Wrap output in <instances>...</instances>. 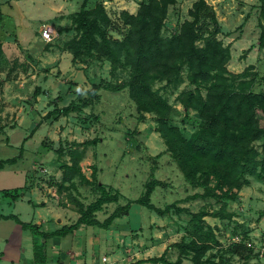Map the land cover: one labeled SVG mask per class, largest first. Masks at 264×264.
Segmentation results:
<instances>
[{"label": "rangeland", "instance_id": "374dc122", "mask_svg": "<svg viewBox=\"0 0 264 264\" xmlns=\"http://www.w3.org/2000/svg\"><path fill=\"white\" fill-rule=\"evenodd\" d=\"M194 1L177 0L175 5L170 6L162 30L164 36L175 34L184 21L191 19L189 9ZM206 1L215 9L222 26L219 38L225 45L232 47L228 69L234 73L244 72L241 80H245L247 89L264 91V47L259 44L264 29V1ZM108 11L110 22L100 23L98 33L104 31L107 36L123 39L128 26L123 24L117 11L112 8H108ZM37 22L29 24L31 35H41L42 29L48 27L43 26L37 31L39 21ZM8 23L10 25V21ZM52 31L53 41H39L35 48H22L25 44L20 41L23 37L20 33H14L11 39L17 45L7 48V51L0 47V162L19 157L17 163H7L0 170V195L4 191L13 192L29 184L30 187H38L35 193L44 199L43 189L59 186L62 180L61 165L70 163L71 143L101 137L98 145L86 149L82 160L83 170L92 177L93 166H96L99 181L115 188L122 196L119 203H111L99 211V219L104 220L118 204L140 197L144 192V184L151 178L153 167H156L154 177L165 183L158 186L151 197L158 207L165 208L176 203L192 212L210 213L222 207L223 202L214 198H188L195 192H203V188H193L185 181L171 157L165 139L158 131L163 123H167L178 126L188 138L202 123L198 111L186 108L181 103L182 93L195 89L188 82L187 69H184L182 82L178 86L168 84L164 79H157L152 84L153 90L162 95L171 108L163 120L155 112L139 113L135 101L129 95L128 87L118 92L101 90V102L86 108L82 113L48 116L55 107L61 108L70 101L87 98V90L94 83L104 80L112 84H125L130 80L128 67L120 66L111 73L110 61L100 58L97 50H93L92 55L82 51L71 65L68 62L67 67L63 64L62 70L60 63L67 58L58 59V55L64 56L65 52L73 50L78 45L81 32L75 25L68 30ZM98 33L95 36L100 40ZM41 62L43 65H40ZM83 73L89 75L91 79L86 77L89 82ZM38 88L40 92L38 96H34ZM201 92L206 95V90L202 89ZM95 115H99V118ZM262 142L260 139L254 143L258 150H261ZM158 154L162 156L156 158ZM244 179L245 183L238 191L240 198L227 201L224 206L226 213L230 215L225 219L207 215L196 224L191 222V216L186 212L178 213L172 209L162 216L145 207L134 206L129 219L131 222L125 218L120 220L125 234L121 236L112 232L118 238L113 241L119 242V258L114 264H134L140 259L160 256L165 251L169 260L181 258L184 264H191V254L180 253L174 243L190 241L197 225L203 226V231L206 230V225L211 227L218 241L212 244L204 256L208 259L207 264H264V166L245 174ZM70 191L73 193V190L66 189L60 193L58 202L52 203L58 206L66 204ZM80 192L84 203H90L98 196L95 189L86 184L80 185ZM2 197L0 196L1 203L9 201ZM69 203L76 211L70 200ZM26 205L27 202H21L19 209L24 210L23 219L31 221L32 215L26 212ZM29 209L31 211L32 206ZM12 210L13 207L8 205L0 208V212ZM14 224V221L0 222V238H3L0 242V254L7 242L6 238L15 233L11 226ZM50 227L44 225L43 228ZM19 229L22 230L20 227ZM93 229L96 231L100 228ZM235 244H244L252 252H245L243 255L236 253ZM23 247L29 248L26 239ZM104 252L110 256L115 255L108 248ZM104 252L100 251V258Z\"/></svg>", "mask_w": 264, "mask_h": 264}, {"label": "trees", "instance_id": "16d2710c", "mask_svg": "<svg viewBox=\"0 0 264 264\" xmlns=\"http://www.w3.org/2000/svg\"><path fill=\"white\" fill-rule=\"evenodd\" d=\"M176 3L177 0H144L136 14L122 11L120 18L123 24L128 26V30L123 39H115L107 36L104 31L98 33L100 23L110 22L103 2L99 1L93 10H88L85 0L80 11L73 16V24L81 32L78 45L70 51L74 54L73 61H76L82 51L92 55V51L97 50L100 58L110 61L111 73L120 66L128 67L130 80L125 84H112L104 80L94 83L87 90V98L70 101L61 108L55 107L48 116L82 113L85 108L101 102V90L118 92L128 87L129 95L135 101L139 113L155 112L163 120L171 108L168 101L153 90L152 84L157 79H164L168 84L178 86L182 82L184 69H187L188 82L194 85L195 89L183 92L181 103L186 108L198 111L202 123L188 138L178 126L167 123H163L158 131L165 139L171 157L181 170L185 181L193 188H203V192H195L188 198H214L223 202V206L211 213L192 212L189 208L177 206L176 203L165 208L158 207L151 197L155 189L165 183L154 177L156 167H153L151 178L144 184V192L140 197L128 199L124 205H118L103 221L99 220L97 213L107 204L118 203L121 193L98 181L96 166L92 169V179L87 178L82 171L81 161L86 149L98 145L101 141V137H95L83 142L73 141L69 151L70 163L61 165L63 175L59 191L63 188L77 190L79 184H86L92 186L98 195L86 205L70 194V199L74 200L80 213L75 223L45 232L41 231L37 224L22 221L14 214L0 215V218L13 219L24 230L48 239L66 236L81 225L109 229L113 226L115 218L129 213L133 204L146 207L162 216L172 209L178 213L186 212L190 214L191 222L196 224L207 215L220 219L230 216L224 206L227 201L240 198L238 191L245 183L244 175L264 166V158H261V155H264V91L247 89L245 80H241L244 72L234 73L228 69L231 47L219 38L222 26L215 9L206 0H195L189 9L191 19L184 21L175 34L164 36L162 30L169 8ZM262 5L264 10V2ZM96 33L99 34L100 40L95 36ZM259 44L264 47V29ZM202 89L206 90L205 96L202 95ZM39 92L38 88L34 96H38ZM95 117L99 118V115ZM260 139L263 142L261 150H258L254 143ZM160 155L155 157L160 158ZM18 158L17 156L2 160L0 170L7 163H17ZM20 191L21 188H17L13 192L4 191L2 194L17 199ZM205 228L203 231L204 227L197 225L190 241L174 243L180 253L191 254V264H207L208 259L204 258L206 252L212 244L218 243L213 229L208 225ZM234 248L236 253L242 255L252 252V249L244 244H235ZM34 251L36 261H44L43 245H35ZM146 262L184 264L181 258L169 260L167 251L160 256L142 259L134 264Z\"/></svg>", "mask_w": 264, "mask_h": 264}, {"label": "crops", "instance_id": "0c3cea01", "mask_svg": "<svg viewBox=\"0 0 264 264\" xmlns=\"http://www.w3.org/2000/svg\"><path fill=\"white\" fill-rule=\"evenodd\" d=\"M84 1L85 0H0V47H2L4 51H7V48L17 45V42L11 40L14 33L22 34L23 37L20 41L23 45L25 44L24 46L21 45L23 46L22 48H35L39 41L44 43L45 41L41 35H31L32 30H30L29 24H36L38 23L37 21H39V28L37 31H40L43 26H48L55 32L63 29L68 30L74 25L73 16L80 11ZM99 1L103 2V5L109 15L110 12L108 11V8H112V10H115V12L117 11L116 14L120 16L122 11H128L131 14H136L140 8V4L144 0H87L86 9L93 10ZM3 17H5V20ZM9 21L10 25L8 23ZM61 57L67 58L65 61H61L60 63L62 70L63 64L67 67V62L68 64L70 63V65L73 63V57L70 52H65L64 56L63 54L58 55V59ZM40 65H43V62H41ZM83 74L82 75L85 77L86 81L89 82V79H87L90 78L89 75H85V73ZM32 77H34V75ZM82 163L83 162L81 161V166ZM82 171L85 174L83 167ZM97 173L99 181V172ZM86 177L92 179V177H89L88 175H86ZM80 185L81 184L78 185L77 190H73L72 194L84 203L81 198ZM58 187V185H53L52 187H48V189H43L45 194L44 199H42L41 195L35 193L38 191V187H30L29 184H25L20 187L21 193L17 199H12L11 197H6L2 194L0 196L5 197L9 201H6L5 203L0 202V208L8 205L9 207H13V210L12 212H0V215L14 214L22 221H25L23 219L24 210H22V212L19 209V206L21 205V202H27L28 205H26V212L32 215V220L26 222L37 224L41 231L49 232L59 229L64 225H71L75 223L80 216L78 207L74 200L70 199V194L68 195V198L70 202L74 204L76 211L72 209L69 200L66 203L67 205L63 204V206H58L55 203H52V201L58 202V199H60V193L66 191V188L59 191ZM84 204L87 205L89 203ZM108 205L109 204L105 205L104 209L107 208ZM29 206H32L31 211H29ZM134 206L143 207L133 204L129 213L115 218L113 226L109 229H103L98 226L81 225L79 228L66 236H54L48 239L34 235L28 230H24L21 225L13 219L0 218V222H15L14 225H11L15 233L10 234L9 237L6 238L7 242L1 250L0 264H114L119 258V247H117L119 246V242L113 241L114 239L118 240V238L115 234L113 235L112 232L114 231V233L116 232L118 235L123 236V225L120 223V220L125 218V220L128 219L127 221H129L132 217ZM109 214L107 216H109ZM44 225L51 227L44 229ZM19 227L22 228V230H20ZM93 227H98L100 229L95 231ZM25 239L29 242V248L27 249L23 247ZM2 241L3 238H0V242ZM37 244L43 245L44 261L42 262H37L35 259L34 247ZM107 248L114 251L115 255L110 256L109 254H106L104 251ZM100 251L104 252L102 258L99 256ZM142 264L155 263L146 262Z\"/></svg>", "mask_w": 264, "mask_h": 264}, {"label": "built area", "instance_id": "2783aa9c", "mask_svg": "<svg viewBox=\"0 0 264 264\" xmlns=\"http://www.w3.org/2000/svg\"><path fill=\"white\" fill-rule=\"evenodd\" d=\"M41 37L44 39L45 42H51L54 39V32L51 28L44 27V29H42L41 31ZM262 255L264 256V251H262Z\"/></svg>", "mask_w": 264, "mask_h": 264}]
</instances>
